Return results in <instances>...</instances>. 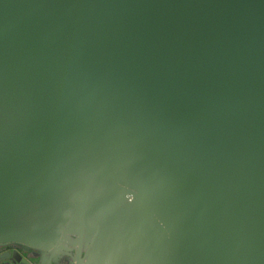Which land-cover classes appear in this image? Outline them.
<instances>
[{
	"label": "water",
	"instance_id": "water-1",
	"mask_svg": "<svg viewBox=\"0 0 264 264\" xmlns=\"http://www.w3.org/2000/svg\"><path fill=\"white\" fill-rule=\"evenodd\" d=\"M10 246L264 264V0H0Z\"/></svg>",
	"mask_w": 264,
	"mask_h": 264
},
{
	"label": "flooded vegetation",
	"instance_id": "flooded-vegetation-1",
	"mask_svg": "<svg viewBox=\"0 0 264 264\" xmlns=\"http://www.w3.org/2000/svg\"><path fill=\"white\" fill-rule=\"evenodd\" d=\"M18 253L21 256H19ZM18 253L15 252V249L13 246L0 249V257L6 258V259L21 258L22 264H31V263L41 264L38 262L39 253L36 250H31V253H30L31 255H29V253L27 252H24L22 249H18Z\"/></svg>",
	"mask_w": 264,
	"mask_h": 264
},
{
	"label": "rangeland",
	"instance_id": "rangeland-1",
	"mask_svg": "<svg viewBox=\"0 0 264 264\" xmlns=\"http://www.w3.org/2000/svg\"><path fill=\"white\" fill-rule=\"evenodd\" d=\"M70 260L67 257L61 256L53 264H70Z\"/></svg>",
	"mask_w": 264,
	"mask_h": 264
}]
</instances>
